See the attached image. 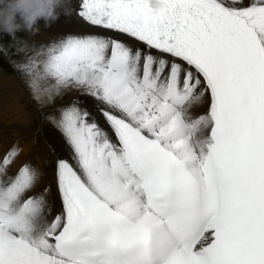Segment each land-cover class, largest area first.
Instances as JSON below:
<instances>
[{"label":"snow or ice","instance_id":"1","mask_svg":"<svg viewBox=\"0 0 264 264\" xmlns=\"http://www.w3.org/2000/svg\"><path fill=\"white\" fill-rule=\"evenodd\" d=\"M158 2L76 0L96 32L18 51L38 107L79 95L42 114L51 181L0 151V264H264V0Z\"/></svg>","mask_w":264,"mask_h":264},{"label":"bare ground","instance_id":"2","mask_svg":"<svg viewBox=\"0 0 264 264\" xmlns=\"http://www.w3.org/2000/svg\"><path fill=\"white\" fill-rule=\"evenodd\" d=\"M74 2L76 0H70V3ZM39 29L46 38L44 46L69 33L90 34L97 31L86 26L78 17L64 15L50 27H46L41 20ZM78 95L76 92H70L62 99H57L55 105L38 107L18 73L0 74V151L18 141L22 153L16 162L17 165L29 160L34 166L42 169L45 175L41 186L53 178L51 164L55 155L64 156L67 152L61 133L44 119L42 114H49L53 108L70 103Z\"/></svg>","mask_w":264,"mask_h":264},{"label":"clouds","instance_id":"3","mask_svg":"<svg viewBox=\"0 0 264 264\" xmlns=\"http://www.w3.org/2000/svg\"><path fill=\"white\" fill-rule=\"evenodd\" d=\"M152 5L160 6L158 0H152ZM70 10V0H0V32H38L41 20L50 27Z\"/></svg>","mask_w":264,"mask_h":264},{"label":"rangeland","instance_id":"4","mask_svg":"<svg viewBox=\"0 0 264 264\" xmlns=\"http://www.w3.org/2000/svg\"><path fill=\"white\" fill-rule=\"evenodd\" d=\"M45 41V35L41 34L40 29L39 32L25 30L12 34L0 32V74L12 73L16 75L14 62L23 59L21 55H18V51L24 49L27 54H32L39 51Z\"/></svg>","mask_w":264,"mask_h":264}]
</instances>
